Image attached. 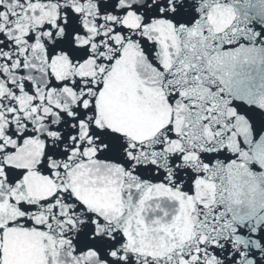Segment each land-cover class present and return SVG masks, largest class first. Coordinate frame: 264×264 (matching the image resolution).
<instances>
[{"label": "snow or ice", "instance_id": "1", "mask_svg": "<svg viewBox=\"0 0 264 264\" xmlns=\"http://www.w3.org/2000/svg\"><path fill=\"white\" fill-rule=\"evenodd\" d=\"M254 19L264 0H0V264H264Z\"/></svg>", "mask_w": 264, "mask_h": 264}, {"label": "water", "instance_id": "2", "mask_svg": "<svg viewBox=\"0 0 264 264\" xmlns=\"http://www.w3.org/2000/svg\"><path fill=\"white\" fill-rule=\"evenodd\" d=\"M260 19H254L253 23L256 27H259ZM258 45L259 41L256 42ZM247 71L248 79L245 82L244 87L251 90L254 93L264 91V63L257 61L255 64L244 65Z\"/></svg>", "mask_w": 264, "mask_h": 264}]
</instances>
